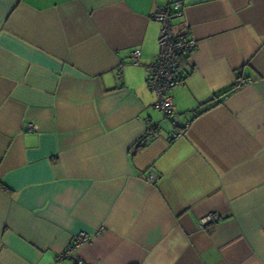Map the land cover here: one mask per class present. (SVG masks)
<instances>
[{"label":"crops","instance_id":"1","mask_svg":"<svg viewBox=\"0 0 264 264\" xmlns=\"http://www.w3.org/2000/svg\"><path fill=\"white\" fill-rule=\"evenodd\" d=\"M175 1L197 46L165 116ZM0 264H264V0H0Z\"/></svg>","mask_w":264,"mask_h":264},{"label":"built area","instance_id":"2","mask_svg":"<svg viewBox=\"0 0 264 264\" xmlns=\"http://www.w3.org/2000/svg\"><path fill=\"white\" fill-rule=\"evenodd\" d=\"M172 8H171V7ZM181 15V3L175 1L166 7L157 6L151 13V17L160 24L158 36V51L149 66L147 83L150 91L154 94L153 106L163 115L168 116L175 110L171 90L183 79V74L179 71V60L181 56H189L197 46L196 40L188 36H177L172 30V17ZM141 52L139 49H132L129 54V61L133 65H139ZM246 84L245 80L236 81L235 86ZM27 130H35L37 126L28 122L25 124ZM151 135H155L152 129H148L145 140H149ZM181 133L172 135L173 139L178 138ZM217 215L210 213L203 220V224L213 221ZM91 235L84 231L79 232L73 239L72 245L64 252L60 253L57 260L65 259L75 247L89 242ZM80 263V262H79Z\"/></svg>","mask_w":264,"mask_h":264}]
</instances>
